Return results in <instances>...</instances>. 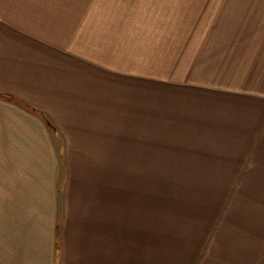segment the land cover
Returning a JSON list of instances; mask_svg holds the SVG:
<instances>
[{
	"label": "crops",
	"instance_id": "1",
	"mask_svg": "<svg viewBox=\"0 0 264 264\" xmlns=\"http://www.w3.org/2000/svg\"><path fill=\"white\" fill-rule=\"evenodd\" d=\"M26 1L0 7V264H152V208L115 228L72 225L64 214L57 252L58 184L48 175L57 165L40 153H63L66 169L83 152L102 153L95 167L150 168L152 137L175 138L167 143L183 142L207 183H236V169L264 151V37L201 31L198 19L168 16L176 1ZM190 41L196 60L184 65L180 55L166 67L163 48ZM152 121L164 132L152 134ZM255 164L254 178L241 170L238 180L258 186L241 200L239 264H264V160ZM83 233L96 235L88 243ZM162 243L157 236V264L183 259Z\"/></svg>",
	"mask_w": 264,
	"mask_h": 264
},
{
	"label": "rangeland",
	"instance_id": "2",
	"mask_svg": "<svg viewBox=\"0 0 264 264\" xmlns=\"http://www.w3.org/2000/svg\"><path fill=\"white\" fill-rule=\"evenodd\" d=\"M9 1L14 2L8 3ZM16 1L27 2L26 0H0V7L14 6ZM165 1L177 2V4L176 2L172 5L169 3L168 7L166 6L168 16L176 14L181 17L198 19L201 31H207L203 28H213L215 31L222 32L246 31L250 35L258 34L264 37V0ZM162 7L163 4L160 9ZM165 8L163 7V10ZM174 42L172 41L169 45L173 46ZM175 46L163 48V50L170 49V63L166 67H170V64H174L175 59L180 57L185 60L184 65L190 64L191 60L192 62L196 60L197 53L194 52L195 55L190 56L195 47L191 41L183 46ZM194 74L198 75V73ZM172 75L179 77L183 74ZM155 87L157 86L153 85V96L158 94L155 92ZM152 126V134L164 132V129L155 121H152ZM174 139L152 137L153 152L150 168L95 167V165L103 164L98 157L102 156V153L83 152V163L77 161L79 154L74 153L71 155L74 159L70 163L74 167L66 169L63 153L57 151L40 153L41 160L51 164L56 162L57 165L55 169H48V175H55L58 184L56 196L59 201L55 203L57 252L61 250L58 228L63 224V219L65 220L64 214L69 215L68 223L72 225L82 224L83 228H86L90 221L92 224L101 223L104 226L115 228L118 225L137 224L135 221H138L140 215L137 212L152 208V264H157L158 259L156 258L158 257L154 256L160 253L156 244L157 236H161L164 241L162 250L165 251L168 247L169 253L174 248L180 250L183 259L177 261V264H239L238 230L241 222L240 208L243 204L241 200L244 194L255 193L258 187L253 184L238 183V180H241L239 174L241 170H245L243 176H247L248 179L254 178L256 176L255 162L261 161V158L264 160V151L253 155L247 169H236L234 174L236 183L209 184L207 183L209 179L206 177L209 171L192 167L191 154L184 152L186 145L183 142L167 143ZM55 145L56 149L62 146L61 139L59 140L58 137ZM261 146L264 150V138ZM128 155L133 157V154ZM79 164H83V168L76 167ZM120 164L125 165L122 162ZM129 164L134 166L138 163L132 160ZM43 170L41 169L40 172L43 173ZM219 176H224L222 170L221 173L218 170L215 178L211 180L213 182L219 180ZM106 182L109 183L106 185ZM43 183L46 182L40 183L39 191L40 188L48 187V185L41 186ZM116 186L120 187V193H117L119 189L117 190ZM147 189L151 201H148ZM100 196H107L111 199L102 201ZM123 196L132 197L133 200L124 201ZM49 197L45 203H48L50 208L52 207V195ZM251 203L254 204V201ZM247 204L250 203L247 202ZM131 214L139 215L133 218ZM158 230L161 231L158 232ZM95 235V233H83V238L86 237L90 243ZM162 259L165 264L164 255Z\"/></svg>",
	"mask_w": 264,
	"mask_h": 264
}]
</instances>
